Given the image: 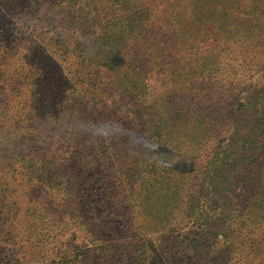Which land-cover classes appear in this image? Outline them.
<instances>
[{"label":"trees","instance_id":"16d2710c","mask_svg":"<svg viewBox=\"0 0 264 264\" xmlns=\"http://www.w3.org/2000/svg\"><path fill=\"white\" fill-rule=\"evenodd\" d=\"M0 264H264V0H0Z\"/></svg>","mask_w":264,"mask_h":264},{"label":"rangeland","instance_id":"374dc122","mask_svg":"<svg viewBox=\"0 0 264 264\" xmlns=\"http://www.w3.org/2000/svg\"><path fill=\"white\" fill-rule=\"evenodd\" d=\"M116 203V202H115ZM38 224H39V222H38Z\"/></svg>","mask_w":264,"mask_h":264}]
</instances>
